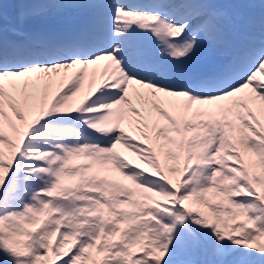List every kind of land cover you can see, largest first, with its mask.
<instances>
[{"label":"snow or ice","instance_id":"obj_1","mask_svg":"<svg viewBox=\"0 0 264 264\" xmlns=\"http://www.w3.org/2000/svg\"><path fill=\"white\" fill-rule=\"evenodd\" d=\"M0 264H264V0L0 2Z\"/></svg>","mask_w":264,"mask_h":264},{"label":"rangeland","instance_id":"obj_2","mask_svg":"<svg viewBox=\"0 0 264 264\" xmlns=\"http://www.w3.org/2000/svg\"><path fill=\"white\" fill-rule=\"evenodd\" d=\"M0 2H6L9 5H12L16 2V0H0ZM9 11L11 12V8H9Z\"/></svg>","mask_w":264,"mask_h":264}]
</instances>
